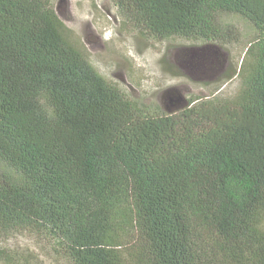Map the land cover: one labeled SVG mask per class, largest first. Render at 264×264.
<instances>
[{
    "label": "trees",
    "instance_id": "1",
    "mask_svg": "<svg viewBox=\"0 0 264 264\" xmlns=\"http://www.w3.org/2000/svg\"><path fill=\"white\" fill-rule=\"evenodd\" d=\"M114 3L156 39L223 45L219 15L248 19L239 88L145 110L52 0H0V235L34 230L71 264H264V0Z\"/></svg>",
    "mask_w": 264,
    "mask_h": 264
},
{
    "label": "rangeland",
    "instance_id": "2",
    "mask_svg": "<svg viewBox=\"0 0 264 264\" xmlns=\"http://www.w3.org/2000/svg\"><path fill=\"white\" fill-rule=\"evenodd\" d=\"M52 2L93 66L135 104L152 112L183 107L184 102L172 103L173 96L166 103L168 90H176L184 99L195 95L225 99L235 95L246 45L256 33L245 17L221 13L220 25L233 31L231 43L211 44L179 35L156 39L136 29L114 0ZM203 47L208 49L204 51ZM0 249L34 264H71L49 238L34 230L16 229L1 234ZM0 264H4L1 258Z\"/></svg>",
    "mask_w": 264,
    "mask_h": 264
}]
</instances>
